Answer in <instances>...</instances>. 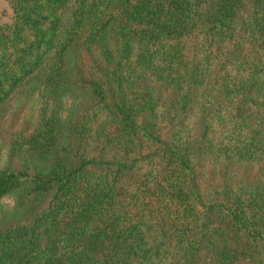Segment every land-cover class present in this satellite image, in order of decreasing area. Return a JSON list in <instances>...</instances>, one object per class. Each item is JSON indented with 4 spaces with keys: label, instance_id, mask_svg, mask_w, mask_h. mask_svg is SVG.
Segmentation results:
<instances>
[{
    "label": "trees",
    "instance_id": "1",
    "mask_svg": "<svg viewBox=\"0 0 264 264\" xmlns=\"http://www.w3.org/2000/svg\"><path fill=\"white\" fill-rule=\"evenodd\" d=\"M7 2L0 128L29 83L38 109L0 264H264V0Z\"/></svg>",
    "mask_w": 264,
    "mask_h": 264
},
{
    "label": "rangeland",
    "instance_id": "2",
    "mask_svg": "<svg viewBox=\"0 0 264 264\" xmlns=\"http://www.w3.org/2000/svg\"><path fill=\"white\" fill-rule=\"evenodd\" d=\"M12 13L8 6L7 0H0V26L11 22ZM65 62L70 67L72 58L70 52L65 56ZM82 101V96L70 91L63 90L60 96V109L58 114V146L63 148H71L67 140V128L69 119L79 103ZM37 89L33 83L27 84L20 97L11 104L8 112L2 120L0 128V171H17V166L8 161V132H32L37 121ZM241 170V174H244ZM18 192L6 196L0 200V231L26 224V220H19L14 217L15 201Z\"/></svg>",
    "mask_w": 264,
    "mask_h": 264
}]
</instances>
